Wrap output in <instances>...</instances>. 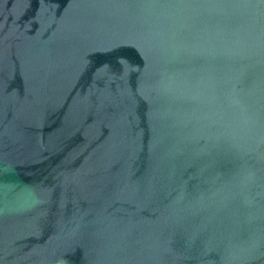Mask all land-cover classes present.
Returning <instances> with one entry per match:
<instances>
[{
    "label": "water",
    "instance_id": "95a60500",
    "mask_svg": "<svg viewBox=\"0 0 264 264\" xmlns=\"http://www.w3.org/2000/svg\"><path fill=\"white\" fill-rule=\"evenodd\" d=\"M0 264H264V0H0Z\"/></svg>",
    "mask_w": 264,
    "mask_h": 264
}]
</instances>
